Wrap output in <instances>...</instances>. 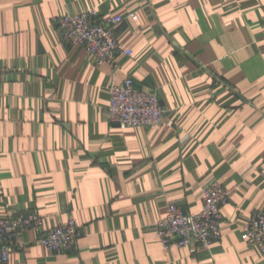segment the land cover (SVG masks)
<instances>
[{"label":"crops","instance_id":"0c3cea01","mask_svg":"<svg viewBox=\"0 0 264 264\" xmlns=\"http://www.w3.org/2000/svg\"><path fill=\"white\" fill-rule=\"evenodd\" d=\"M122 18L114 65L62 40L58 18ZM132 14L137 16L136 19ZM133 78L166 110L122 128L111 86ZM0 218L43 217L5 264H264L242 234L264 213V0H0ZM236 187L209 247H165L169 204L199 212L205 187ZM69 218V251L38 239Z\"/></svg>","mask_w":264,"mask_h":264},{"label":"built area","instance_id":"2783aa9c","mask_svg":"<svg viewBox=\"0 0 264 264\" xmlns=\"http://www.w3.org/2000/svg\"><path fill=\"white\" fill-rule=\"evenodd\" d=\"M134 19L137 18L132 14ZM122 18L101 19L96 9L81 13H65L58 18L62 40L86 48L97 64L114 65L118 52L131 55L118 41L115 29ZM2 82L0 80V91ZM109 115L122 128L153 127L163 122L166 110L156 91L138 87L133 78L111 86ZM236 187L219 182L208 184L203 192V206L199 212H186L176 204H169L166 215L156 223V233L165 247L199 245L209 247L221 236L222 207L229 203ZM43 217L35 212H20L0 218V264L10 260L11 254L25 244L18 235L27 229H39ZM82 234L77 219L69 218L45 231L38 241L52 251L69 252L77 246ZM242 238L264 254V213L256 212L247 221Z\"/></svg>","mask_w":264,"mask_h":264}]
</instances>
